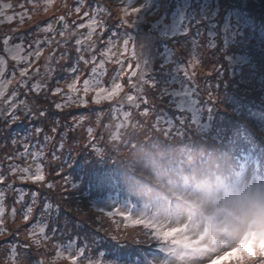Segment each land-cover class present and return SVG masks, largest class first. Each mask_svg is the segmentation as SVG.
<instances>
[{"label":"rangeland","instance_id":"1","mask_svg":"<svg viewBox=\"0 0 264 264\" xmlns=\"http://www.w3.org/2000/svg\"><path fill=\"white\" fill-rule=\"evenodd\" d=\"M221 1L53 0L45 12L44 0H34L39 5L37 9L28 0H0V6H12L10 9L0 7V58L5 62L0 82L11 81L6 85L4 99L11 96L13 91L17 92L16 103L22 118L24 110L19 106V100L34 102V109H43L48 114L46 117L37 114L32 120L23 118L12 124L11 130L4 124L8 119L7 114L0 116V173L6 177L0 183V191L5 193V214L0 227L6 230V234L0 235V264H4V257L10 255L13 246H16L20 264H37L40 260L44 264H69L67 260L56 257V246L66 247L69 241L74 240H78V243L73 245V252L77 246H83L84 242L92 244L88 255L82 256L78 264H88L89 259H101L103 264H137L135 255L143 257L141 249L154 238L155 241H162L163 246L155 252L150 262L144 261L142 264H264V255L255 249L257 242L245 247L254 239L248 238V227H242L256 218L250 213L249 202L253 199L262 200L263 197V189L256 178L264 173L259 168L264 167V103L250 107H242L238 103L240 93L250 96L249 91H245L246 87L249 88L247 82L264 80V0ZM77 3L84 4L80 15L74 10ZM97 5L104 11L97 12L96 16L105 21L107 27L103 30L97 27L91 39H88L90 29L87 26L79 28L78 25L88 24V18L82 14L85 11L92 12ZM124 7L140 9L135 17H124L129 23L133 21L131 27L120 22L123 16L121 9ZM69 8L72 9L71 15L68 14ZM8 16L14 19L8 22ZM60 16L65 17L67 29H64L63 24L56 23ZM49 21L53 22L54 33L37 31L38 26ZM60 31H65V36L62 37ZM6 37H11L10 47L20 44L23 38L22 57L28 56L29 50L33 52L28 66L31 79L19 75V70L25 68L26 64L23 61L17 64L5 52L3 39ZM38 40L41 41L39 48L42 55L36 60L34 52ZM48 40L51 44L46 42ZM77 40L81 41L79 45ZM124 40L130 41L126 51ZM133 48L138 59L132 58ZM49 56L52 57L51 61L47 60ZM81 56L90 62L86 65L80 60ZM138 60L145 78L153 85L152 88L140 85L143 91L172 88L171 92L175 96V103H170L169 97L163 92L148 91L147 106L152 109L153 116L157 112L160 114L167 110H181L183 106H196L190 100L188 91L192 88L194 93H199L201 86L205 92V109L200 115L205 117L208 110L220 112L224 115L217 114L218 122L227 131L236 129L251 134L249 143L236 140L235 143L214 149L220 156L229 155L234 150L249 154L244 172L236 184L227 185L220 181L216 185L217 190L207 188L206 185L195 187L184 184L180 188H173L174 196H177L173 210L167 204L168 199L164 198L150 211L145 204L146 191L141 194L137 191V185L139 182L141 186L151 181L149 175L161 176L157 170L167 164L162 166L161 158L155 160L156 163L151 165L155 170L152 169L147 175L139 170L143 154L138 148L131 142L108 141L111 133H108L106 127L118 124V119L113 117L122 102L92 103L81 109L70 110L55 108V103L66 102L61 98L85 96V78L98 81V86L105 88H111L114 82L121 83L122 90L119 93L137 92L128 81L131 72L136 71ZM190 62L193 63L192 67H188ZM46 63L53 70L50 76H45ZM129 65L132 67L129 68ZM73 66L78 68L76 74L81 79L77 84L78 91L69 93L66 81L71 82L74 76L67 70ZM93 68L96 69L95 74L92 73ZM185 68L190 74H195L194 81L185 75ZM155 69L172 75L170 85L161 82L154 84ZM21 80H25L29 88L36 82L47 85V88L37 95L21 87ZM131 80L133 85H138L139 72ZM57 87L62 91L53 96L51 90ZM97 90H90L86 98L91 100L90 96L95 95ZM4 107L6 105L0 100V110ZM57 119L58 123H55ZM36 126L43 129L39 135H35ZM53 126L56 127L55 133L52 132ZM15 127H19L17 133L25 127L32 130L33 134L28 138L30 151L39 153L42 150L37 161H33L31 155L27 159L6 158L16 157L23 151L20 139L16 145L9 143L8 132ZM89 128L92 130L91 135ZM46 136L51 138L47 143ZM182 141L177 136L173 137L165 150L172 154L171 160L178 162L185 172L190 168L193 171L194 155L182 147ZM61 143L63 150L56 151V146ZM171 147L175 154L170 151ZM54 152L58 159H53ZM228 161L230 159L220 162L218 166H221L215 171L223 172V165L232 163ZM36 162L43 166V182L22 183L10 174V164L30 167L34 171ZM57 171L60 175L56 174ZM141 175H147L146 179H142ZM64 177L69 180L67 191L64 188ZM48 183L53 185L51 189L47 187ZM9 184L13 185L12 189L8 188ZM233 187H236V192ZM15 189L27 191L23 205L15 203L18 197ZM122 190L124 196L138 193L134 209L129 208L131 203L125 202L124 198H116ZM32 191L40 195L25 224L21 213L24 205L31 203ZM88 194H91L89 199L93 200L92 203L86 197ZM65 196L67 199L62 198ZM45 202L51 203V213L44 212ZM57 207L58 214L55 211ZM13 208L16 209L15 217L11 211ZM116 209H119L121 215H105V212ZM214 211L217 212V222L210 217ZM98 219L107 220L108 223L100 224ZM212 222H215L214 226ZM42 224L47 225L49 239L37 248L32 241L39 238L38 226ZM229 224L232 226L229 227ZM30 225L36 226V236H29ZM86 226L96 232L106 227L100 234L103 240L93 244V240L83 230ZM113 227L122 228L125 236L118 238ZM54 228L55 233L52 231ZM169 236L177 243L167 244L164 240ZM111 237H115V241ZM98 243L100 246L96 249L94 246ZM183 243H187V246ZM24 245L29 247L25 249ZM113 249L120 251L114 259L103 260L99 255L110 253ZM94 255L99 257L93 258ZM125 255H129L127 259L117 261Z\"/></svg>","mask_w":264,"mask_h":264},{"label":"trees","instance_id":"2","mask_svg":"<svg viewBox=\"0 0 264 264\" xmlns=\"http://www.w3.org/2000/svg\"><path fill=\"white\" fill-rule=\"evenodd\" d=\"M221 1V0H220ZM222 2V1H221ZM228 4V3H227ZM230 5V4H229ZM232 6H230L231 8ZM246 9V8H245ZM154 84H166L169 83L170 85V77H172L171 74H167L166 72H162L160 70H154ZM249 84V88H245V91H249L248 94L240 93V99L239 104L242 107H250L255 104H262L264 103V80L261 81H249L247 82ZM172 88L170 89H159V90H148L151 91H157L163 92V94L168 98V102H174V94L171 92ZM148 91H137V92H125V93H118L116 97H114L111 100H104L103 98L100 99L99 103H115V101L120 100L122 104L118 105V110L113 118L118 119V124L116 125H109L106 127L108 129V133H111L108 141H113L115 143H120L123 141V143L131 142L135 148H138V151L143 154L140 158V161L142 163V166L138 169L142 172H145L147 175L151 173V170H155L154 167L151 165L156 163L155 160H159L161 158L162 166L163 164H167L166 167H163L158 171L159 179L157 176L149 175V178H151V181H149L147 184L143 183L140 185V182L137 185V191H140L141 194L144 193L145 200L148 199L149 195L156 194V196L159 197V195L164 191L166 188V185H162L161 181L166 178H169L172 182H175L176 180L181 179V176L177 175L176 170L179 169L177 173H180L182 176H192L191 168L189 171L185 172L184 169H182L178 162H173L171 160L172 154L169 151H166L167 144L170 140H172L173 137L177 136L182 141V147L186 148L188 151H192L190 154L194 155V164H195V170H197L200 167H205V169H210L216 173V177H226L233 175L234 172H236L240 165H243L247 161L248 153L241 151L234 150L229 155H221L216 151L218 149V146L220 145H226L229 143H235L236 140L242 141L243 143H249V140L252 139V136L249 132H242L238 131L236 129H231L227 131L225 127L221 124H219L217 119V114L224 115L220 112H215L213 110H208L206 116H202L201 111L205 109V106L203 103H205V92L200 86V92L194 93V90L188 91L190 100L193 101L196 106H183L181 110L176 111H162V113L155 114L154 116L151 114L143 116L140 113L142 110L149 106L145 105L142 101H138L140 103V108H136L133 106L129 101H127L126 97L127 95H133L136 97L144 96L147 97ZM95 95H91V100L87 99L86 96H80V97H72L73 101L78 100L79 98H83L86 101V105L83 106H77L76 103L69 102L67 98H61L64 99L66 102L63 103L64 108L66 109H81V107H85L87 105L92 104L93 97ZM59 99V98H58ZM148 104V103H147ZM113 105V104H112ZM176 105V104H175ZM191 108L193 110H191ZM190 112V114L188 113ZM196 112V114L194 113ZM123 112L130 113V116L127 119H124ZM190 115V116H189ZM156 119L161 120L162 122L157 123ZM195 119L196 124L192 125L191 121ZM165 122V123H164ZM167 124L173 128H168ZM111 126V127H110ZM217 126V127H216ZM19 127H15L14 130L9 131V143L12 145V139L16 135L17 130ZM115 128V130H113ZM167 129V130H166ZM19 139V138H18ZM17 139V141H18ZM158 140V142H156ZM160 149V151L158 150ZM216 149V150H214ZM170 151H172L175 154V151L173 148H170ZM207 152V153H206ZM216 155L218 159L213 158L209 159L210 156ZM232 162L230 164H224L223 165V172H217L215 171L216 168H218V164L223 161ZM168 161V162H167ZM263 161V160H262ZM261 161V162H262ZM160 162V161H159ZM151 166V167H150ZM264 170V167H259ZM227 170V171H226ZM209 170H204L202 173L198 174L197 176H192L188 180L191 183L201 182L200 180H206V181H213L215 180V174ZM146 175V176H147ZM146 176H142V179H146ZM150 189L149 191H147ZM138 194V193H137ZM137 194H130L124 196L123 190L120 191L119 195L120 198L124 199H137ZM91 194H88L86 197L89 199V196ZM133 200V199H132ZM89 202L92 203L93 200L89 199ZM108 220H112L108 218ZM100 224L108 223L106 220H99ZM106 227L102 228L103 230H100L96 232L94 229L90 227H83V230L85 233H87V236L90 240H93L94 242L102 241L103 238L100 236L102 232H104ZM112 230L115 232V234L118 235V238L124 237L125 233L122 232V228H115L113 227ZM153 243V240L150 242ZM83 246H77V249L79 247L85 248V252L83 256H87L88 252L90 251L92 244L87 241L82 244ZM94 246L96 249L100 246V244H95ZM149 246V245H148ZM147 247V246H146ZM257 252H259L257 250ZM120 253L119 250L113 249L108 252H104L103 254H99L102 256L103 260H109L110 258L114 259L115 256H119ZM260 253V252H259ZM99 255L92 256L93 258H98ZM91 256V255H89ZM129 255L122 256L121 258L117 260H121L122 258L127 259Z\"/></svg>","mask_w":264,"mask_h":264},{"label":"snow or ice","instance_id":"3","mask_svg":"<svg viewBox=\"0 0 264 264\" xmlns=\"http://www.w3.org/2000/svg\"><path fill=\"white\" fill-rule=\"evenodd\" d=\"M28 3L32 4V7L34 9L39 8V5L37 3H35L34 0H28ZM52 3H53V0H44V11L45 12L48 11V9L51 7ZM65 6L67 7V5H65ZM0 7L10 9L12 6L10 4H6V5L0 6ZM20 7L23 8L24 5L21 4ZM82 7H84L83 3H77L76 4L74 10H75L77 15L81 14ZM102 11H104V9L100 8V6L97 5L96 9H94L92 12H88V11L83 12V14H82L83 17L88 18V24L85 25V24L81 23L78 25V27L84 28L85 26H87L90 29V31L88 32V39H91L93 32L95 31V29L97 27H99L102 30L107 27L106 22L103 21L102 19H98L96 16L97 12H102ZM121 11L123 12V16L121 17L120 22L126 24L128 27H131L133 21L129 23L127 20L124 19V17H129V16L135 17L138 14V12L140 11V9L139 8L124 7L123 9H121ZM71 13H72V9L69 8L68 14L71 15ZM0 15H2V12H0ZM13 19H14L13 16L7 17L8 22H11ZM22 20H23V15H21V21ZM56 23L63 24L64 29L68 28V24L65 22L64 16L58 17ZM37 31L38 32L42 31L44 33H54L55 29L53 27V22L49 21L45 25L38 26ZM59 34L63 37V36H65V31H60ZM10 39H11V37H6L3 39L5 52H7L9 57L13 61H15L17 64H20L22 61L26 64L25 68L19 70V75L22 78L28 77V79H31V77L29 76V67L28 66L31 63L30 57H32L33 52L31 50H29L28 56L22 57L20 55V53L24 51V49L22 47L23 38H21L20 44H17L15 46H11V47L9 46ZM46 42L48 44H51L50 40H48ZM129 42H130L129 40L123 41L125 51L127 50V46L129 44ZM40 43H41V41H39V40L36 41L37 48L34 52L36 60H39L41 55H42V50L39 48ZM76 43H77V45H79L81 43V41L77 40ZM29 49H31V46H29ZM77 51L79 52L80 49L78 48ZM102 54H105V53H102ZM62 56H63V54H62ZM132 58L138 59L135 48H133V50H132ZM51 59H52L51 56H49L47 58L48 61H51ZM80 60L83 61L86 65L90 62L89 60L85 59L83 56L80 57ZM4 63H5L4 60L2 58H0V76H3V73H4V67H3ZM117 63H123V62L117 61ZM195 63L198 64L199 61L196 60ZM192 66H193V63L190 62L188 67H192ZM131 67L132 66L129 65V68H131ZM52 71L53 70L51 68H49L47 66V63H46V65H45V76H50L52 74ZM67 71L69 72L70 75L74 76V78L71 80V82L66 81L68 92L69 93L77 92L78 91L77 84L81 79V76L76 74V73H78L79 70L77 67L73 66V67L69 68ZM120 71L123 72L124 71L123 68H121ZM38 72H39V69H37V73ZM95 72H96V69L93 68L92 73L95 74ZM138 72H139V84L133 85L131 77L137 76ZM185 75L189 79L194 81V75L195 74L194 73L190 74L186 68H185ZM128 82H129L130 86H132L133 88H135L141 92L143 91V89L140 87V85H147L150 88L153 87V85L151 83H149V81L145 78L143 71H141V65L139 63V60L136 64V71L131 72V76L129 77ZM9 83H11L10 80L0 82V100H3L4 104L6 105V107H4L2 110H0V116L7 114L8 119H6L4 121V124L10 130H11L12 124H15V123L21 121L23 118H27L29 120H32V119H35L37 117V114L39 117H46L48 115L43 109H40V108L34 109V107H33L34 102H29L27 100H19L18 104H19V106H22L23 110H24V117L22 118L19 115V107L17 106V103H16V97L18 95L17 92L13 91L11 96H9L7 99H4L5 98V92H6V85ZM19 83H20L21 87H25L28 89V91L36 93L37 95H39V93L41 92L42 89L47 88V85L42 84L40 82L33 83L30 86V88L28 87L27 82L25 80H21ZM94 88H98V90L95 92V96L93 97L92 102L93 103H99L101 98H103L104 100H111L114 97H116L117 94L122 90V85H121V83L114 82L111 88H105V87H99L98 81L90 80L87 78H85L83 80V93L85 96L88 94V92L90 90H93ZM61 91L62 90L59 87H57V88L51 90V94L53 96H56V95L60 94ZM26 94H27V92L25 93V95ZM67 99L69 102L76 103L77 106L86 105V101L83 98H79L78 100L73 101L72 97L68 96ZM126 99L133 106H135L138 109L140 108V103L138 101H142L145 105H147V103H148L147 98L144 96L136 97L133 95H127ZM63 107H64L63 104L55 103V108L57 110H61ZM150 112H152V114H154L152 109L150 110L149 108L145 107L140 114L143 116H146V115H149ZM129 116H130V113L123 112L124 119H127ZM82 120H83V116H81V122H82ZM155 120L157 123L162 122L161 120L156 119V118H155ZM55 123H58V119H57V121H55ZM191 124L192 125L196 124L195 119H193L191 121ZM167 126H168V128H173V127L169 126L168 124H167ZM42 131H43V129L41 127H38V126L35 127V135H39ZM52 132L53 133L56 132L55 126H53V128H52ZM88 132H89V135H91V132H92L91 128L88 129ZM32 134H33L32 130L30 128H27V127H25V129L22 132L16 133V135L13 137L11 142L13 145H16L17 139L19 138L22 141L21 147H22L23 151L19 152L16 157L8 156L6 158L9 160H11L13 158L27 159V157L29 155H31L33 161H37L38 157L42 154V150L39 153L30 151L31 146L28 143V138ZM50 139H51L50 137L46 136L45 137V143H47ZM62 150H63V143L56 146V151H62ZM53 159H58L56 152L53 153ZM9 167H10V174L15 176L16 178H18L22 183L31 181L33 184H35L37 182H43L45 180V177H44L43 171H42L43 166L38 162L35 163V170L34 171L30 167H20L19 165H11L10 164ZM56 174L60 175V172L57 171ZM5 179H6V177L4 176V174L0 173V183H3L5 181ZM64 179L66 181L64 188H65V191H67L69 180L66 177H64ZM47 187L51 189L53 187V185L51 183H48ZM73 187H74V185H73ZM8 188L12 189L13 185L9 184ZM15 191L18 193V197H17L15 203H20L23 205L24 197H25V195H27V191L25 189H15ZM39 195L40 194L38 192L32 191L31 192V203L24 205V210L22 211L21 215H22V219H23L25 224L28 223V221L31 217V214L33 213V206L37 203V197ZM62 198L67 199L66 196L62 197ZM4 200H5V193L0 191V225L3 224L2 217L5 214ZM43 210L45 213H51L52 212L51 203L45 202L43 205ZM97 210L102 211V212L104 211L102 209H97ZM11 211H12L13 217H15L16 209L13 208ZM55 211L58 214L59 213V207H57ZM117 214L121 215V212L119 211V209H116L114 211L105 212V215H107L109 217H112V216L117 215ZM123 215H128V214H123ZM29 227H30L29 236L30 237L36 236L37 235V233L35 232L36 226L30 225ZM38 227H39V232H38L39 238L33 239V241H32L33 244H35V246L37 248H39L41 246V244L44 240L49 239V237L47 236V225L42 224V225H39ZM52 231H53V233H55L56 229L54 228ZM4 234H6V230L3 227H0V235H4ZM111 239L115 241V237H111ZM77 243H78V240H74V241H69V243L66 247L61 246V245H57L56 247L58 250L56 252V257L67 260L69 262V264H78V261L84 255L85 248L79 247L75 252H73V245L77 244ZM23 247L25 249H27L29 246L24 245ZM4 264H20V260L18 258L17 252H16V246L12 247V249L10 250V255L4 257ZM37 264H44V261L40 260L37 262ZM88 264H103V261L101 259H97V260L89 259Z\"/></svg>","mask_w":264,"mask_h":264},{"label":"clouds","instance_id":"4","mask_svg":"<svg viewBox=\"0 0 264 264\" xmlns=\"http://www.w3.org/2000/svg\"><path fill=\"white\" fill-rule=\"evenodd\" d=\"M250 213L255 215L257 220L254 227L260 231L261 235L264 236V200L253 199L249 202ZM229 227L232 225L229 224ZM242 227H247V225H242Z\"/></svg>","mask_w":264,"mask_h":264},{"label":"bare ground","instance_id":"5","mask_svg":"<svg viewBox=\"0 0 264 264\" xmlns=\"http://www.w3.org/2000/svg\"><path fill=\"white\" fill-rule=\"evenodd\" d=\"M206 153H207V152H206ZM213 158L218 159V157H217L216 155H213V156H210V157H209V159H213ZM204 170L212 171V170H210L209 168H208V169H205V167H200V168H198V169L195 170V171H191V172H192V176H197L198 174L202 173ZM178 171H179V169H177L176 172H174V173H176L177 175L183 177L184 179H189L190 177H192V176H182L180 173H177ZM226 171H227V170H226ZM212 172L215 174V178H216V173H215L214 171H212ZM216 179H217V178H216ZM229 179H230L229 176L223 177V180H224L225 182H227ZM217 180H218V179H217Z\"/></svg>","mask_w":264,"mask_h":264}]
</instances>
